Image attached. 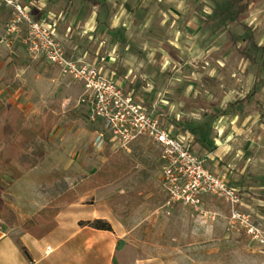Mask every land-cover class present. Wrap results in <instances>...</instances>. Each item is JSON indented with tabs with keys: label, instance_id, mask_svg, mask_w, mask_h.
I'll list each match as a JSON object with an SVG mask.
<instances>
[{
	"label": "rangeland",
	"instance_id": "374dc122",
	"mask_svg": "<svg viewBox=\"0 0 264 264\" xmlns=\"http://www.w3.org/2000/svg\"><path fill=\"white\" fill-rule=\"evenodd\" d=\"M31 1L21 12L0 2V129L51 132L26 148L19 135L0 138V153L16 151L0 162V230L22 187L55 181L68 201L87 197L114 226L127 221L125 264H264V0L239 18L232 0ZM32 23L52 25L122 106L104 114L82 84L33 58ZM129 99L148 123L136 138Z\"/></svg>",
	"mask_w": 264,
	"mask_h": 264
},
{
	"label": "crops",
	"instance_id": "0c3cea01",
	"mask_svg": "<svg viewBox=\"0 0 264 264\" xmlns=\"http://www.w3.org/2000/svg\"><path fill=\"white\" fill-rule=\"evenodd\" d=\"M16 1L13 2L17 5L21 2L26 3L25 7L34 6L31 0ZM8 6L14 9L13 5ZM14 10L9 15H1L4 21L11 19ZM54 182L43 187H22L21 201L8 205L15 219L10 221L7 232L0 230V264H125L120 244L129 236L127 221L116 215L114 226L111 214L98 213L99 204L89 203L87 197L57 202L61 188ZM89 194L93 196V192ZM55 202L59 214L53 222L43 224L45 232L42 235L35 237L23 230L28 220ZM107 209L112 212L110 206ZM97 220L109 222L111 230L94 228L92 224Z\"/></svg>",
	"mask_w": 264,
	"mask_h": 264
},
{
	"label": "built area",
	"instance_id": "2783aa9c",
	"mask_svg": "<svg viewBox=\"0 0 264 264\" xmlns=\"http://www.w3.org/2000/svg\"><path fill=\"white\" fill-rule=\"evenodd\" d=\"M1 1H4L8 5H13L20 12L22 10L21 6L15 4L13 0H0V2ZM27 8L28 7H24L25 10H27ZM27 16L28 15L25 16L26 19ZM30 27L34 35L26 41V44L33 58L44 59L50 62L60 69L64 75L70 76L74 82L82 84L86 94L89 95L88 98H90V102L97 105L101 111L105 112L104 114L107 115L108 112L111 111V105L116 107V109L122 106L124 97L120 90L110 86L105 79H102L94 65L88 66L68 57L62 43L57 39L52 25L32 23ZM128 106L129 110L127 112L131 114L137 122H134V126L137 128V135L134 137L136 138L143 133L142 130L148 126V123H146L144 115L131 113V111L135 112V106L131 104V99L128 100ZM119 116L123 122V114ZM107 123V127H110L113 123L112 118H109ZM160 140L166 147L172 146V148H174L173 142L166 140L165 135L161 136ZM94 143L98 149H101L106 143L105 136L103 134L98 135ZM171 152L175 154L178 150L176 149ZM180 157L181 159L177 158V163L181 165L180 168L182 170H185V163L189 161L188 151L181 152ZM185 174L187 176L189 172ZM187 200H191L190 195L187 196Z\"/></svg>",
	"mask_w": 264,
	"mask_h": 264
},
{
	"label": "trees",
	"instance_id": "16d2710c",
	"mask_svg": "<svg viewBox=\"0 0 264 264\" xmlns=\"http://www.w3.org/2000/svg\"><path fill=\"white\" fill-rule=\"evenodd\" d=\"M259 0H232V3L237 6L238 12L236 18H239L245 14L250 8V2L257 3ZM246 60L254 62L250 55L242 53ZM4 110L3 103L0 99V110ZM51 132V127L46 124H38L32 127H22L18 123L7 122L0 129V138L4 136L19 135L21 137L20 144L23 147H27L31 143L35 142L39 138H48ZM16 158V151L14 147L9 146L3 152L0 153V162H4L9 165ZM37 159L33 161V166L37 165ZM67 195H62L57 202H63ZM58 203H53L47 208L42 209L37 215L28 220L23 226V230L35 237L42 235L45 230L43 229V224L45 222H53L54 219L59 214V209L56 207ZM15 218V217H14ZM92 226L98 230H111V225L107 221L97 220Z\"/></svg>",
	"mask_w": 264,
	"mask_h": 264
}]
</instances>
